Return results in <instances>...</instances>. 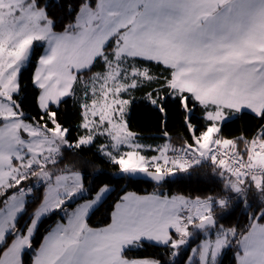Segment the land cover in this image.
I'll use <instances>...</instances> for the list:
<instances>
[{
    "label": "crops",
    "instance_id": "1",
    "mask_svg": "<svg viewBox=\"0 0 264 264\" xmlns=\"http://www.w3.org/2000/svg\"><path fill=\"white\" fill-rule=\"evenodd\" d=\"M112 1H98L101 9L94 19L82 8L75 20L76 23L78 16L80 18L83 14L78 28L74 26V30L68 33L70 35L62 36V43L76 46L83 39L104 37L106 33L112 35L121 26L118 28L116 55L170 68L171 83L175 84L172 87L211 107L206 115L219 112L224 117L218 118L225 121L230 118V113L247 111L259 115L264 111V0H129V11L121 20L117 19V5L111 4ZM96 6L89 8L94 10ZM109 37L103 43L100 41L99 50L108 44ZM41 58L42 55L34 72V83L38 88L42 84L41 79L50 76L48 71L45 74ZM81 65L82 61L78 72L88 69L92 62H87L84 67ZM41 70L46 76H41ZM74 80L75 75L73 80L68 78L67 85L63 86L65 91H71ZM178 81L181 83L176 85ZM39 103L42 104L40 96ZM10 108L14 111L13 107ZM1 128L0 189H4L14 185L21 166L31 160L24 156V147L10 140ZM222 143L236 147L233 140L224 139ZM194 147L189 149L195 151ZM247 153L249 163L264 165V143L251 140ZM52 178L47 180L54 184L56 176ZM45 192L43 184L44 198ZM99 194L102 198L106 192L101 193L100 189L92 198L73 203L64 220L56 222L44 235L32 264H158L153 259H126L122 252L140 241L158 245H165L172 239L175 241L182 234L180 227H192L188 238L194 236L193 232L196 235L210 234L219 228L214 225L198 230L195 227L198 222L212 216L211 201L208 200V209L201 207L204 211L195 216V210L188 211L190 207H199L195 201L154 192L125 193L115 203L110 222L103 227L90 228L86 226L85 219L95 207V198H100ZM82 195L81 188L73 192L72 202ZM76 212L80 214L77 222ZM7 234V229H0V244ZM17 237L0 256V264H22L23 251L29 245ZM188 238L184 236L182 244ZM240 243L241 254L237 264H264V224L253 222Z\"/></svg>",
    "mask_w": 264,
    "mask_h": 264
},
{
    "label": "trees",
    "instance_id": "2",
    "mask_svg": "<svg viewBox=\"0 0 264 264\" xmlns=\"http://www.w3.org/2000/svg\"><path fill=\"white\" fill-rule=\"evenodd\" d=\"M25 1L33 2L45 12L51 20L53 32L70 33L74 30L79 11L84 6L94 8L99 0ZM117 38L118 35L109 40L88 69L74 73L75 80L69 95L59 103L49 105L47 109L42 110L39 107V89L34 83L41 46H34L28 63L20 70L17 91L7 98L16 118L37 124L46 131L59 125L66 130V135L60 148L55 149L53 154H45L36 163L29 161L22 165L14 185L0 189L1 209L10 193L21 194L25 187L35 181H42L39 188L25 194V210L16 220V230L8 233L0 244V256L13 241L15 234L25 232L35 209L44 198V181L60 172L77 171L81 173L84 193L68 203V207H72L75 201L92 198L104 185L111 188L105 198L87 215V227L107 225L115 203L127 192H154L164 196L179 195L209 200L214 225L231 232L227 246L212 264H237L241 254L242 236L253 222L264 224V179L260 183L253 182L252 187L243 195L233 191L239 181L236 182L230 172L211 156H202L193 164L177 160L176 152L193 148L196 145L195 139L200 140L212 124V120L206 117L211 107L198 102L187 92L175 90L171 84L170 68L116 55ZM116 57L124 67L133 64L138 70L142 68L146 71V76L136 74L134 87L121 94L123 99L129 101L124 125L128 131L134 133L135 141L144 146L140 151L154 156L157 148L165 144L173 161L184 164L171 168L172 174L164 171L165 178L159 185L130 178L119 163L113 162L104 153V148L110 147L107 136L103 133L92 136L94 128L88 130L83 125L84 107L91 98L88 85L93 83L95 74L103 73L109 66L116 65ZM89 136L92 138L91 142L79 143L81 138ZM218 136L233 140L235 149L245 154L251 140L264 143V111L259 115L247 111L230 113V118L220 124ZM24 156L28 157L25 154ZM64 217L59 210H54L39 220L30 246L23 251L22 264H32L34 253L44 235L56 222L63 221ZM210 235L212 237L214 233ZM205 237L204 233H199L179 246L173 244V239L165 245L140 241L125 248L122 256L126 259H153L158 264H201L198 248Z\"/></svg>",
    "mask_w": 264,
    "mask_h": 264
},
{
    "label": "rangeland",
    "instance_id": "3",
    "mask_svg": "<svg viewBox=\"0 0 264 264\" xmlns=\"http://www.w3.org/2000/svg\"><path fill=\"white\" fill-rule=\"evenodd\" d=\"M128 1H112L111 4L117 5V11L115 13L118 17L117 19H125L127 11H129ZM99 2L94 10H91L92 8L90 9L87 6L85 8L83 7V11L85 13L87 12V15L92 19L96 17L101 9L98 7ZM82 15L80 18L78 16L76 23H74L76 28L79 26ZM102 28L106 27L102 26ZM118 28L112 35L106 33L104 37L100 35L98 38L91 37L86 40L83 39L76 46L71 43L66 45L62 43L61 37L68 33L53 32L51 20L33 2L29 3L25 0H0V124H3L0 126L2 127L1 131L4 135L7 133L10 140H14L17 142V145L19 144V146L24 147V154L30 158V162L36 163L45 154H53L55 149L60 148L63 138L66 135V130L59 125H56L52 130L46 131L37 124L15 118V112L10 108L12 107L11 104L7 98H4L9 97L12 93H16L19 72L28 63L34 46L39 45L42 47L41 59H43L45 64V74L47 75V71L50 74V76L47 75L46 79H41L42 84L40 88L37 87L39 89L38 104L43 110L47 109L51 104L59 103L65 96L69 95L70 91H65V87L63 86L67 85L68 78L73 80L74 74L72 72L76 73L80 70L78 66L81 61V67H84L89 61L93 63L94 56L103 49L101 46V50H99L100 41L103 43L107 36H110V40L115 35H118ZM74 36H77V34ZM116 59V65L109 66L103 73L95 74L93 83L88 85L90 87L91 98L90 102L84 107L83 125L85 128H89L88 130L94 128L92 136L95 133H103L107 136L110 147L104 148V153L110 160L119 163L125 172L127 169L138 168L153 169L154 171L159 170L160 172L166 171L168 174H172L171 168L174 166H184V164L177 163L179 161H173L171 156L168 155L169 149L167 146L164 144L158 147L157 154L154 156L143 154L140 150L144 149V146L135 141L134 133L128 131L124 125V117L129 107V101L123 99L121 94L130 87H134L136 84L134 79L136 74L146 76V71L142 68L138 70L133 64L124 67L120 59L117 57ZM40 74L41 76H46L42 70ZM70 74L71 77L69 76ZM180 81L182 80L180 79ZM179 83L181 82L178 81L176 85ZM172 85L173 87L175 86L174 83ZM6 94L9 95L6 96ZM39 96L42 104L39 103ZM206 117L213 122L203 133L200 140L195 139V151L201 157L207 158L211 156L213 158L212 150L219 145L223 147L224 151L225 149H229V151L239 153V155L248 161V150L245 154H242L235 149L236 147L231 148L223 144L222 140L224 139H221L217 135L220 124L224 121V119L220 121L218 117L224 116L216 112L212 115H206ZM14 124L16 125L17 133L14 131ZM91 141L92 138L89 136L81 138L79 143L88 144ZM214 141L215 143L213 144ZM216 160L222 168L226 170L230 169L229 166L224 167L219 158ZM230 165L234 169L232 163ZM251 166L250 168L255 170L253 172L254 174H257V170L264 169L263 164H252ZM230 174L236 182L239 181V184L234 186L233 191L243 195L252 187L253 182L260 183L264 179V176H262V178L250 177L249 180L246 178L247 176ZM55 176L56 180L54 184H52L53 181L51 182L53 178L44 182L47 193L45 192V198L35 209L25 232L23 234H15L21 242H28L29 246L31 237L42 217L54 210H59L66 217L70 211L67 203L73 200L71 194L80 188L82 194L84 193L81 174L79 172H60ZM110 189L109 186L104 185L101 188V193L106 192L107 195ZM100 195L102 194H99L98 197ZM106 195L102 198H95L97 202L94 206L96 207ZM7 198L4 206L0 209V217H3L0 218L2 219L0 229H7L8 233H10V231L13 232L16 230V219L24 212L25 208L23 194L18 195L12 192ZM187 199H190L188 201H195L199 205V207L188 208L189 213L195 210V216L200 215L199 212L204 211L201 207L208 209L210 206L208 200L189 197ZM65 205L67 206L65 207ZM77 213L75 214V222L80 218V214ZM195 227L198 230L200 228L198 225ZM191 230V226L189 229L188 226L187 229L180 227V233L182 234H179L174 244L176 246L182 244L184 236L188 238V232ZM229 234V230L222 227H219L212 237L208 233L205 234L206 237L200 242L198 248L201 264H212L219 257L226 245ZM193 235L196 236V233L193 232Z\"/></svg>",
    "mask_w": 264,
    "mask_h": 264
},
{
    "label": "built area",
    "instance_id": "4",
    "mask_svg": "<svg viewBox=\"0 0 264 264\" xmlns=\"http://www.w3.org/2000/svg\"><path fill=\"white\" fill-rule=\"evenodd\" d=\"M212 156L213 158L216 160L219 158V160L221 161V164L224 167H230L229 172L232 174H239L241 176H247L246 178L250 180L251 178L254 177H261L264 176V169L262 170H257V174H254L253 172L255 170H252L250 167H252L249 164V161H246L241 155H239V153H236L234 151H229V149H225V151L223 150V147H220L219 145H217L216 147L213 148L212 150ZM176 158L177 160L186 163V164H193L195 162H197L199 160V157L197 156L196 153L188 150V149H184L181 150L179 152H176ZM217 161V160H216ZM229 163V164H227ZM230 163H232L234 169L231 168ZM247 163V164H246ZM249 177V178H248ZM40 184L39 183H34L31 184L28 187H25L23 189V193L26 194L36 188H39Z\"/></svg>",
    "mask_w": 264,
    "mask_h": 264
},
{
    "label": "water",
    "instance_id": "5",
    "mask_svg": "<svg viewBox=\"0 0 264 264\" xmlns=\"http://www.w3.org/2000/svg\"><path fill=\"white\" fill-rule=\"evenodd\" d=\"M126 174L134 180L148 181L156 185L161 184V182L165 178L164 172L154 171L149 169H138V168L127 169ZM214 224L215 222L212 216H208L202 221L197 223L199 227H203L204 229L211 227Z\"/></svg>",
    "mask_w": 264,
    "mask_h": 264
}]
</instances>
